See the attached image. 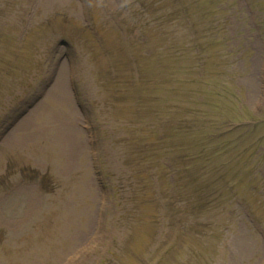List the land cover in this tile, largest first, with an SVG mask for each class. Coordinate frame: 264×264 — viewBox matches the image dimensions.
Listing matches in <instances>:
<instances>
[{
	"label": "rangeland",
	"instance_id": "obj_1",
	"mask_svg": "<svg viewBox=\"0 0 264 264\" xmlns=\"http://www.w3.org/2000/svg\"><path fill=\"white\" fill-rule=\"evenodd\" d=\"M140 1L0 0V264H264V0Z\"/></svg>",
	"mask_w": 264,
	"mask_h": 264
},
{
	"label": "trees",
	"instance_id": "obj_2",
	"mask_svg": "<svg viewBox=\"0 0 264 264\" xmlns=\"http://www.w3.org/2000/svg\"><path fill=\"white\" fill-rule=\"evenodd\" d=\"M152 1L154 2L153 3V6H154L155 4L161 5L162 2H165L167 0H160L158 3H157V0H152ZM206 1H208L209 3L213 2V0L211 1L206 0ZM140 2L145 10L146 15H150L151 8L150 7L147 8L145 6L144 0H141ZM187 2L191 3L192 1L191 0H168L169 5H171L172 7H174L175 10H177V14L179 15V18L183 22L186 23L188 37H190V35L192 34L191 28L195 26V24L191 23L192 18L190 16ZM167 18H170L169 14L164 17V20ZM217 26L218 25H216L214 29H217ZM196 52H200L199 54L202 55V52L200 51V49ZM199 66L201 68H204V63L202 62V64H200ZM197 96L201 97L202 99V96L200 94H197ZM204 119H207V120L204 122H197L198 118L194 117V122L192 124H194L195 127L191 129H187L185 126L180 128L184 134V140L186 139V141L184 142L185 143L184 146L195 145L196 147L195 149H197V150H194L192 148L186 147V149L190 150L194 154L189 153V155H187L185 158L186 159L185 163L193 164L197 160H200L201 158L206 168L208 164H211L213 162L214 157H220V155L227 153V149L229 147L236 149L240 146H243L245 143L250 142L248 140L249 133H244L245 130L241 126L233 127L231 123L223 124L221 122H216L213 119L207 118L206 116H204ZM158 124H159L158 121H151V124L149 122L147 127L152 128L150 133L153 135L154 139L157 140L159 144H161L163 139L166 140L170 138V136L167 134V136L165 137V127L162 133H160L158 130L159 127L158 128L156 127L158 126ZM168 142H169V145L167 144L164 150L165 156L167 154L171 155V153H169L167 150H169L170 148H173L171 147L173 144L177 146L178 144H180L181 146L184 144V143H176L174 141L172 142L171 140H169ZM170 142H172L171 145H170ZM158 147L157 146L153 147L154 148L153 151L157 150ZM183 150H185V147L183 148ZM205 151H208V152H205ZM205 153H208L207 157H205Z\"/></svg>",
	"mask_w": 264,
	"mask_h": 264
},
{
	"label": "bare ground",
	"instance_id": "obj_3",
	"mask_svg": "<svg viewBox=\"0 0 264 264\" xmlns=\"http://www.w3.org/2000/svg\"><path fill=\"white\" fill-rule=\"evenodd\" d=\"M29 132H31V131H29ZM25 136V135H24ZM27 136H30L29 134L27 135ZM34 148V147H33ZM31 149V150H34V149ZM53 151H57V147L54 149L53 148V150H51V152L49 151L48 153H47V155H46V157H47V159L49 160V161H52V162H56L57 161V159H58V157H57V154L55 155V158H54V152Z\"/></svg>",
	"mask_w": 264,
	"mask_h": 264
}]
</instances>
